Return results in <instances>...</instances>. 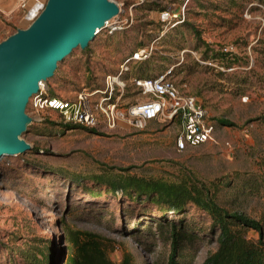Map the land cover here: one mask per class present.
Here are the masks:
<instances>
[{
  "label": "rangeland",
  "instance_id": "374dc122",
  "mask_svg": "<svg viewBox=\"0 0 264 264\" xmlns=\"http://www.w3.org/2000/svg\"><path fill=\"white\" fill-rule=\"evenodd\" d=\"M111 1L123 5V29L103 31L86 49L78 47L59 63L46 82L52 92L72 99L82 90L103 88L106 76L142 44L152 47L153 54L145 69L139 63L133 66L132 77L140 71L143 77L156 76L181 63L175 83L206 108L215 124L213 138L178 152L177 124L156 121L142 131L64 130L44 123L59 120L57 113L27 107L32 122L23 139L35 150L0 159V264H29L23 252L29 249L42 257L47 244L64 264L68 234L75 230L112 239L115 249L109 257L116 264L127 254L134 264H167V228L157 231L155 213L161 208L134 194L108 195V187L95 180L106 174L169 182L190 176L213 192L217 188L219 203L264 227V0ZM151 2L183 12L182 23L166 30L162 11L141 8ZM2 10L0 43L27 28L21 8L13 16ZM192 26L201 32V41ZM206 46L215 52L233 47L237 62L226 68L204 58ZM131 90L126 102L144 100ZM145 213L153 215L151 222L145 221ZM185 219L191 233L197 232L184 239L179 264H203L218 247L209 234L210 220L192 206ZM248 238L258 241L259 234L249 230Z\"/></svg>",
  "mask_w": 264,
  "mask_h": 264
},
{
  "label": "trees",
  "instance_id": "16d2710c",
  "mask_svg": "<svg viewBox=\"0 0 264 264\" xmlns=\"http://www.w3.org/2000/svg\"><path fill=\"white\" fill-rule=\"evenodd\" d=\"M141 8L148 11H163L166 10L167 6L160 7L159 4L151 2L144 3ZM192 28L197 39L201 41V32L194 26ZM142 46L139 44L137 49ZM206 47L207 50L203 53L204 58L208 57L214 62H220L226 68H232L237 62L238 57L234 53H226L223 50L215 52L208 46ZM210 51L212 55L209 57ZM150 60L139 63L140 67L145 69ZM141 72L137 75L138 78H149V76L143 77ZM49 92H51L49 93L51 96H59L52 92V88H49ZM222 122L229 124L225 121ZM44 123L64 130L83 129L97 133L93 128L65 123L62 119L57 121L44 120ZM32 149L35 150L33 147ZM69 175L75 176V174ZM95 180L108 187V195L117 197L134 194L161 208L159 212L155 213L158 214L156 217L157 231L161 233L164 228H167V239L170 245L167 264H179V254L184 239L193 238V232H197L192 230L191 233L192 227L190 228L189 224L186 223L185 216L189 206L196 207L208 215L210 220L209 234L216 237L218 244L216 252L207 257L203 264H264L263 225L260 221L219 203L216 194L218 189L214 184L215 192L205 183L196 181L187 175H184L178 182L129 174L99 175ZM88 191L90 190L88 189ZM142 216L146 218L145 221L151 222L153 215L145 213ZM249 230L258 232V241L248 238ZM68 243L70 251L64 264H116L109 257V252L115 249L114 241L110 238L88 230H75L68 234ZM46 250L48 253L45 252ZM30 251L28 249V251L23 252V256L27 258L29 264H59L58 260L54 258L53 250H49V244L46 245L45 250L41 251L42 257H38L35 252ZM119 264H134L133 257L127 254Z\"/></svg>",
  "mask_w": 264,
  "mask_h": 264
},
{
  "label": "built area",
  "instance_id": "2783aa9c",
  "mask_svg": "<svg viewBox=\"0 0 264 264\" xmlns=\"http://www.w3.org/2000/svg\"><path fill=\"white\" fill-rule=\"evenodd\" d=\"M46 2L47 0H20L18 9L24 11L23 18L27 27L39 17ZM142 2L143 0H139L136 5ZM118 5L120 14L107 21L97 35L103 31L113 34L123 29V21L120 19L123 5ZM183 15V12L165 10L160 13V19L167 23L168 30L182 23ZM222 50L226 53L235 52L233 47ZM152 54V47L137 49L129 59L119 64L114 73L106 76L103 88L82 90L72 99L50 96V87L46 82H41L39 92L29 99L28 107L36 112L53 111L65 123L96 131H117L123 127L141 129V123L152 121L177 124L180 130L175 139V148L178 152L207 144L213 138L215 124L209 119L203 104L197 98L181 93L175 83L174 74L181 63L168 67L154 77H132L133 66L150 60ZM204 63L211 64L210 61ZM131 87V93L144 100L126 102V95L130 93ZM243 100L246 101L247 97H243Z\"/></svg>",
  "mask_w": 264,
  "mask_h": 264
},
{
  "label": "water",
  "instance_id": "95a60500",
  "mask_svg": "<svg viewBox=\"0 0 264 264\" xmlns=\"http://www.w3.org/2000/svg\"><path fill=\"white\" fill-rule=\"evenodd\" d=\"M119 14L111 0H47L34 22L0 43V159L32 149L23 139L32 122L29 99L59 63L78 47L86 49Z\"/></svg>",
  "mask_w": 264,
  "mask_h": 264
},
{
  "label": "crops",
  "instance_id": "0c3cea01",
  "mask_svg": "<svg viewBox=\"0 0 264 264\" xmlns=\"http://www.w3.org/2000/svg\"><path fill=\"white\" fill-rule=\"evenodd\" d=\"M20 0H0V12H4L2 9L6 8L9 9L10 13L12 14V16L17 12L18 10V4H19ZM156 122V121H152V122H143L141 123L142 128L141 129H134V130H144L146 129L151 123ZM130 131L131 129L123 127L118 129L117 131Z\"/></svg>",
  "mask_w": 264,
  "mask_h": 264
},
{
  "label": "bare ground",
  "instance_id": "6f19581e",
  "mask_svg": "<svg viewBox=\"0 0 264 264\" xmlns=\"http://www.w3.org/2000/svg\"><path fill=\"white\" fill-rule=\"evenodd\" d=\"M99 30H101V29H99Z\"/></svg>",
  "mask_w": 264,
  "mask_h": 264
}]
</instances>
